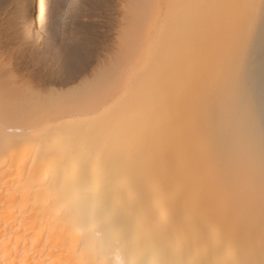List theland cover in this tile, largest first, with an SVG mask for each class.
Segmentation results:
<instances>
[{
  "label": "bare ground",
  "instance_id": "6f19581e",
  "mask_svg": "<svg viewBox=\"0 0 264 264\" xmlns=\"http://www.w3.org/2000/svg\"><path fill=\"white\" fill-rule=\"evenodd\" d=\"M173 1L118 101L0 86V264L264 261V59L252 16L232 17L253 0H206L189 33L199 0ZM37 8L21 16L46 43Z\"/></svg>",
  "mask_w": 264,
  "mask_h": 264
},
{
  "label": "rangeland",
  "instance_id": "374dc122",
  "mask_svg": "<svg viewBox=\"0 0 264 264\" xmlns=\"http://www.w3.org/2000/svg\"><path fill=\"white\" fill-rule=\"evenodd\" d=\"M23 1L0 0V83L4 84L0 86L9 87V91L11 88L14 89L10 93L17 91L19 97L15 94L16 98H14L19 100L22 98L25 101L27 98L28 101H32L30 99H36L37 96L41 97V101L42 99L45 101L44 97H46L49 101L42 102L48 106L49 103L57 104L58 101L67 100L68 96L74 95L72 98L85 99V102L88 99L91 103H95L93 101H97L96 98L100 99L102 96L105 101L108 99L118 101L121 97L120 91L122 90L123 94V90L127 88L126 83H129L126 79L138 72L136 68L139 70L153 58L155 52L149 41L154 36L160 21L164 20L162 18L168 15L165 8L169 5L171 9H168L177 10L178 7L173 0V5L171 0H38L36 18L40 26L46 28L50 34L49 41L45 43L40 34L27 31L21 16ZM199 1L185 11L189 23L186 26L188 33L192 28L195 31L200 27L199 12L211 3L208 0L209 3L206 0ZM220 1L214 0V3H211L212 7L215 4L213 9H219L216 6H219ZM253 1H257V5L253 4ZM253 1V6L248 5L241 9L235 6L239 10L232 8L234 12L231 10L233 12L231 15L235 18L240 14V18L244 21L252 16L250 20L256 22L254 29L247 36L255 39L254 41L248 38L255 44L260 42L257 43L259 47L255 49L261 52L257 54L254 52V55H258L257 58L262 64L264 0ZM219 15H216L219 18L215 16L209 21V26L214 27L221 23L220 18L222 19L223 16ZM225 18L224 21H227L229 16ZM230 20L227 23H232ZM186 29L181 30L185 32ZM176 30L175 27L172 32ZM146 46L149 48L148 51L145 50ZM262 66L264 67V63ZM136 76L137 74L134 76L135 79ZM117 83L118 86L122 85L121 88ZM123 86L126 88L123 89ZM113 89L116 96H112ZM8 92L7 94L10 95ZM102 92L107 93L104 95L108 99L104 95L96 96ZM108 95L111 97L109 98ZM11 96L10 99L13 98ZM91 96L92 99H89ZM103 98L97 101L98 104ZM65 102H63V106L64 103L66 104L65 108L73 105L71 102ZM78 102L79 105L82 103ZM80 107H84L83 103Z\"/></svg>",
  "mask_w": 264,
  "mask_h": 264
},
{
  "label": "snow or ice",
  "instance_id": "6c2138e0",
  "mask_svg": "<svg viewBox=\"0 0 264 264\" xmlns=\"http://www.w3.org/2000/svg\"><path fill=\"white\" fill-rule=\"evenodd\" d=\"M153 264H164V262H153ZM261 264H264V261H262Z\"/></svg>",
  "mask_w": 264,
  "mask_h": 264
}]
</instances>
